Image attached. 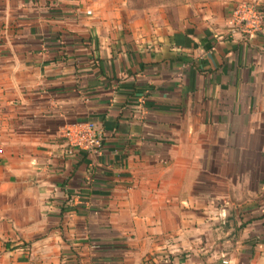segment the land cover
Here are the masks:
<instances>
[{"label": "crops", "instance_id": "1", "mask_svg": "<svg viewBox=\"0 0 264 264\" xmlns=\"http://www.w3.org/2000/svg\"><path fill=\"white\" fill-rule=\"evenodd\" d=\"M128 1L0 0V264H264V24Z\"/></svg>", "mask_w": 264, "mask_h": 264}, {"label": "built area", "instance_id": "2", "mask_svg": "<svg viewBox=\"0 0 264 264\" xmlns=\"http://www.w3.org/2000/svg\"><path fill=\"white\" fill-rule=\"evenodd\" d=\"M231 34L240 33L254 37L261 32L264 24V7L260 0L238 1L230 16ZM62 148L65 154L78 152L100 153L105 139L102 126L93 121L72 123L61 132Z\"/></svg>", "mask_w": 264, "mask_h": 264}, {"label": "rangeland", "instance_id": "3", "mask_svg": "<svg viewBox=\"0 0 264 264\" xmlns=\"http://www.w3.org/2000/svg\"><path fill=\"white\" fill-rule=\"evenodd\" d=\"M184 0H129V5L135 9L157 8L160 5H170L173 2ZM3 154V141L0 139V157Z\"/></svg>", "mask_w": 264, "mask_h": 264}]
</instances>
